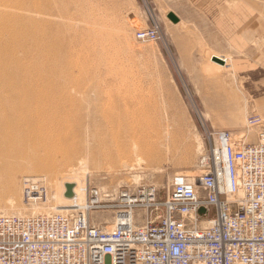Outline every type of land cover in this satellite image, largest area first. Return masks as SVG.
<instances>
[{
  "label": "rangeland",
  "instance_id": "rangeland-1",
  "mask_svg": "<svg viewBox=\"0 0 264 264\" xmlns=\"http://www.w3.org/2000/svg\"><path fill=\"white\" fill-rule=\"evenodd\" d=\"M39 1L0 0V24L8 22L14 33L27 34L26 26L35 28L36 24L40 25L36 33L26 37L31 52L18 53L20 57L16 66L20 65L27 72L24 70L15 81L32 78L44 85L47 78L49 81L61 68L64 69L62 64L78 63L70 78L63 77L56 85L54 83L55 93L45 87L41 91L48 96L53 95L61 110L71 108L64 103L66 98L70 102L78 100L81 108L71 114L69 123L60 126L59 141L49 143L40 151L43 158L51 161L49 170L52 173L31 171L15 174L16 189L0 196V216L12 213L31 216L36 210L59 214L61 211L56 208L65 207L69 198L64 196L66 200L62 203L66 204L63 205L56 203L53 195L62 198L67 184L73 185L72 200L82 204V208L87 204L88 190L92 188L102 193L119 188L133 191L139 185L152 186L165 200L176 174L190 171V175L198 174V162L210 146V135L226 131L248 144L257 142L258 131L247 128L251 113L232 70L228 65L219 66L223 63L210 59V32L207 28L201 29L200 25L198 28L199 18L183 0H172L166 9L162 7L159 11H154L156 7L152 8L151 0ZM35 2L41 6L40 11L25 9V4L33 5ZM171 13L177 16V23L168 18ZM131 14L136 15L134 21L129 19ZM147 17L150 27L153 19L158 22L163 38L160 42L137 40L138 32L149 29ZM11 32L5 29L3 36ZM41 50L46 52V56ZM104 78H109L110 83L102 84ZM99 87L104 92L118 93L122 103H126L130 96L135 111L161 115L170 131L166 141L171 148H165L161 161L144 158L139 166L134 157L116 159L106 154L104 144L113 142L114 135L100 126L99 118L98 122L93 121L94 107H89V101L94 102V106L100 105L96 92ZM236 94L240 97L237 98ZM211 102H215L219 110L209 111L207 106ZM4 111L1 109L0 114H7L10 118L20 112ZM44 111L39 110L34 115L37 119L30 120L29 117L25 120L32 126L44 127L41 120L46 116ZM211 112L213 115H206ZM260 118L264 122V118ZM178 119L186 129L184 135L172 134ZM25 126H29L27 122L17 124L14 121L6 128L9 133L16 134ZM162 136L165 138L166 135L163 133ZM199 140L203 143L202 150H199ZM187 141L191 146H187V156H182L180 149ZM67 157L72 160L64 164ZM137 176L139 181L136 182ZM30 177L45 182L43 185L48 191L46 202L31 205L25 198L24 183ZM5 178L6 175L1 176L2 180ZM89 216L94 225H103L104 229L111 227L114 219L112 211L92 212Z\"/></svg>",
  "mask_w": 264,
  "mask_h": 264
},
{
  "label": "built area",
  "instance_id": "built-area-1",
  "mask_svg": "<svg viewBox=\"0 0 264 264\" xmlns=\"http://www.w3.org/2000/svg\"><path fill=\"white\" fill-rule=\"evenodd\" d=\"M150 29L137 40H160ZM250 124L259 128L254 144L210 135L198 174L173 178L165 200L152 186L92 188L86 210L1 216L0 264H264V122ZM35 185L25 198L46 201ZM98 211L114 213L112 230L90 221Z\"/></svg>",
  "mask_w": 264,
  "mask_h": 264
},
{
  "label": "bare ground",
  "instance_id": "bare-ground-1",
  "mask_svg": "<svg viewBox=\"0 0 264 264\" xmlns=\"http://www.w3.org/2000/svg\"><path fill=\"white\" fill-rule=\"evenodd\" d=\"M37 1L40 2L39 0H36V2ZM44 1L47 2V0ZM36 2L33 5L25 4V9L35 12L40 11L41 6L36 4ZM131 15H133L135 18V14ZM1 18L3 17L1 16ZM152 22L153 25L149 28H151V31H154L153 29H157L159 31L160 35H158V38H160V40L147 42L157 43L163 38L160 33V26L158 22L155 21V19H153ZM12 23L17 22L13 21ZM12 27L14 26L12 25ZM39 28V24H36L35 28L33 26H26V31L28 33L18 35L14 33V29L9 26L8 22L0 24V110H5L6 113L8 110L20 111L17 116H13L12 118H10L7 114H0V196H3L7 192L16 189L14 176L17 173H26L31 171L52 173V171L49 170L51 161L46 160L45 157L43 158L40 155V151L49 143H53L55 140L59 141L58 139L61 138L60 133L62 132L58 131L60 130V126L69 123L71 114L75 113V111H78L81 108V104L78 100L75 102H70V100L66 98L64 103L66 105L69 104L71 108H69V110H61V108H58V104L53 100V95L48 96L47 93H42L41 91L42 87H45L47 89L49 88L52 93H55V85L60 82L63 77L70 78L74 67L78 66V63L75 64L74 62H67V65L66 63L62 64L65 66L64 69L61 68L59 73L55 74L54 77L52 76L49 81L47 78L44 85L38 84V81H35L32 78L24 80L17 79L20 84L15 81L16 77L20 75V73L25 71L27 72V70L21 68L20 65L16 66L20 57L18 56V53L23 52L26 54L31 52L30 49H28L29 45L26 44V37H29L30 33H36V30H39ZM5 29H8L9 32L12 30L11 34L6 35V37L3 36V31ZM43 54L46 56L45 51ZM217 61L219 62V60ZM218 62L215 63L218 64ZM225 62L226 61H223V63ZM218 65L223 66L220 63ZM39 73L44 76H48L46 73ZM108 80L110 79L104 78L102 84L110 83ZM40 81L43 82V80ZM97 86L100 85L97 84ZM96 92L98 94V100L101 103L100 105L94 106V102L89 101V107H92V109L94 107L95 111V118L93 121L98 122L97 119L99 118L100 126L105 127V129H108L114 135L113 142L104 144L107 147L106 154L109 157L116 159L134 157L139 166H141L143 163L144 158L148 159L149 161H161L165 153V148L167 147L168 150L171 149L166 141V137H168L170 131L163 123L161 115L145 111L141 113L135 111L136 108L133 105V100H131L130 96L127 97L126 103H122L123 100L118 93L104 92V90L100 89V87L96 88ZM3 94H6L5 97L2 96ZM127 104L129 106H127ZM39 110H42V112L45 110L44 112L46 116L41 119L44 122V127H38L36 125L32 126L29 121L25 120L29 117H31L30 120L37 119L34 115H36ZM250 119L251 118L248 119L247 128L250 130H257V133H259V128L252 126L250 124ZM14 121H16L17 124H20L21 121L27 122L29 126L21 127L18 133L11 134L7 131L6 126H11ZM173 131L174 132L172 134H186L184 124L180 121V119L176 120V125L174 126ZM163 133L166 135L165 138L162 136ZM230 134L232 137L234 136L233 133L230 132ZM185 144L186 145L184 148L180 149L182 156H187V146H191L190 142L188 141ZM198 144L199 150H202V141L199 140ZM174 148H176L177 152L179 153L178 147L176 145H174ZM66 159L67 160L63 161L64 164H68L69 160H72L70 157H67ZM124 164L127 165L126 162ZM190 172L176 174L174 178L180 175L192 177L193 175H190ZM4 175H6V178L5 180H2L1 176ZM39 179L40 178L36 177H30L27 179L24 184H33L25 185L24 195L26 187H32L35 189V184L44 186L43 184L45 182H41ZM135 181H139L138 176L135 177ZM53 198L56 203H61L63 205L66 204L65 202L62 203V201L66 200L64 195L62 198L61 196L58 197V195H53ZM28 201L31 205L43 203V201ZM88 204L89 203L87 199V204H85L84 208H82V204L74 202L71 198L68 200V203L65 205V207L56 208V210L58 209V211H61L59 214L68 215L69 213L75 212L76 208L79 211L82 209L86 210L89 208L87 207ZM52 215H54L52 212L47 213L45 211L36 210L31 216H22L19 213H12L11 215L3 216H20L29 219L40 216L48 217ZM115 223L116 219H113L112 225ZM106 230H112V226L107 227Z\"/></svg>",
  "mask_w": 264,
  "mask_h": 264
},
{
  "label": "crops",
  "instance_id": "crops-1",
  "mask_svg": "<svg viewBox=\"0 0 264 264\" xmlns=\"http://www.w3.org/2000/svg\"><path fill=\"white\" fill-rule=\"evenodd\" d=\"M183 1L199 18L198 28L200 25L201 29L207 28L210 32V59L221 63L226 61L223 67L228 65L232 70L239 92L246 99L247 110L251 113L249 118H264V0ZM149 3L152 8L156 7L154 11H159L162 7L166 9L172 0H151ZM236 97L240 96L236 94ZM209 107V111L219 110L215 102H211ZM206 115H213V112Z\"/></svg>",
  "mask_w": 264,
  "mask_h": 264
},
{
  "label": "water",
  "instance_id": "water-1",
  "mask_svg": "<svg viewBox=\"0 0 264 264\" xmlns=\"http://www.w3.org/2000/svg\"><path fill=\"white\" fill-rule=\"evenodd\" d=\"M168 18L173 22V23H177L178 22V18L174 15V14H169L168 15ZM129 19L131 21H134V16L133 15H130L129 16ZM74 193H73V185L72 184H67L66 185V192L64 194V196L66 198H69L71 199L73 197Z\"/></svg>",
  "mask_w": 264,
  "mask_h": 264
}]
</instances>
